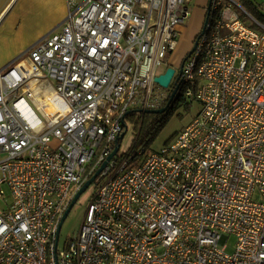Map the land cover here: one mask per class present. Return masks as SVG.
I'll return each instance as SVG.
<instances>
[{"label":"built area","instance_id":"1","mask_svg":"<svg viewBox=\"0 0 264 264\" xmlns=\"http://www.w3.org/2000/svg\"><path fill=\"white\" fill-rule=\"evenodd\" d=\"M190 2L67 0L59 28L0 69V264H264V25L209 0L164 89ZM175 88L200 102L193 120L159 151L118 154L127 117ZM117 147L60 248L66 210Z\"/></svg>","mask_w":264,"mask_h":264},{"label":"rangeland","instance_id":"2","mask_svg":"<svg viewBox=\"0 0 264 264\" xmlns=\"http://www.w3.org/2000/svg\"><path fill=\"white\" fill-rule=\"evenodd\" d=\"M208 2L209 0H191L189 4L190 14L187 20L179 26V30L181 31L179 45L174 50V52L169 54L166 58L168 65L173 66L178 71L182 66V60H184L186 58V55L194 48L193 46H195L197 37L200 35V33H202L204 29V19L206 18V6L208 5ZM259 4L264 8V5H262V3ZM240 5L242 6L241 3ZM233 6L234 10L242 12L240 6ZM247 9L248 8H245V12H247V14L243 13L242 15L243 19L252 22L250 18L255 17L251 14L253 13L252 10L249 9L248 12ZM168 65H161L158 68V73L166 71ZM163 88L166 89L165 87ZM200 109V102L194 100L191 96L184 94L179 98H176L171 106L164 112H155L154 114V112L139 111L137 112V114L128 116L126 119L127 130L124 133L123 138L119 141L120 147L118 154L128 153L132 149V146L134 144L133 141H135L137 137L143 120H145V126L152 128L149 130V135L145 133L143 134V139H145V142L142 143L143 145L141 146V148H145L146 152L159 151L165 145L170 144L173 139H175L177 133L193 120ZM97 186V181L92 182L81 193L78 200L70 209V212L68 213L61 226L59 236L60 248L64 249L67 241L77 235L78 230L80 229V226L82 224L81 222H83V219L87 212L86 209H88L90 201L97 191ZM235 242L236 237L234 235H230L226 242L228 252H233L235 250Z\"/></svg>","mask_w":264,"mask_h":264},{"label":"crops","instance_id":"3","mask_svg":"<svg viewBox=\"0 0 264 264\" xmlns=\"http://www.w3.org/2000/svg\"><path fill=\"white\" fill-rule=\"evenodd\" d=\"M67 14V0H0V69L59 28Z\"/></svg>","mask_w":264,"mask_h":264},{"label":"water","instance_id":"4","mask_svg":"<svg viewBox=\"0 0 264 264\" xmlns=\"http://www.w3.org/2000/svg\"><path fill=\"white\" fill-rule=\"evenodd\" d=\"M193 50V49H192ZM191 53V52H190ZM189 53V54H190ZM182 66H183V64H182ZM182 66H181V69H180V71L182 70ZM174 73H175V68L174 67H172V66H170L167 70H166V72L164 73V74H160L159 76H157L156 78H155V80L160 84V85H162V86H164V87H168L169 86V83H170V81H171V79H172V77H173V75H174ZM177 89L178 88H175L174 90H173V92H172V94H171V97H170V99L168 100V102H167V105L165 106V107H162V108H160V109H154V110H152V109H148V110H146V111H148V112H154V114H155V112H164V111H166L167 109H168V106L171 104V102H172V100H173V98H174V96H175V94H176V92H177ZM122 137H123V135H122ZM117 151H118V147L115 149V151L113 152V154H111V155H109V157H108V159L103 163V165L98 169V171L95 173V175L92 177V179H90L88 182H86V184L80 189V191L76 194V196H74V199H73V201L71 202V204H70V206L68 207V209L66 210V212H65V215H64V217H63V219H62V223L64 222V220L66 219V217H67V215H68V213L70 212V209L72 208V206L74 205V203L78 200V198H79V196L81 195V193L94 181V179L97 177V175L102 171V169L104 168V166L106 165V163H107V161L112 157V155H114V154H116L117 153Z\"/></svg>","mask_w":264,"mask_h":264},{"label":"trees","instance_id":"5","mask_svg":"<svg viewBox=\"0 0 264 264\" xmlns=\"http://www.w3.org/2000/svg\"><path fill=\"white\" fill-rule=\"evenodd\" d=\"M241 4H242V6H244L245 8H248L247 10H248V12H249V9H251L252 10V12L253 13H251L257 20H258V22L259 23H261V24H263L264 25V8L259 4V3H257V2H255V1H253V0H238ZM252 27H254V28H257V29H260V26H259V24L258 23H253L252 25H251ZM190 53V52H189ZM188 53V54H189ZM187 54V55H188ZM186 55V56H187ZM180 96H178V97H174L173 98V100H172V102H171V104L174 102V100L176 99V98H179ZM171 104L169 105V107L171 106ZM168 107V108H169ZM144 117V116H143ZM146 124H145V120H143L142 121V123H141V126H140V129H139V132H138V134H137V137H136V139H135V141H133L134 142V144H133V146H132V149L131 150H133V149H136V148H138V147H141L143 144L142 143H144L145 141V139H143V134L145 133V134H150V132H149V130L152 128V127H147V126H145ZM130 150V151H131ZM129 151V152H130ZM128 152V153H129ZM128 153H125V154H128Z\"/></svg>","mask_w":264,"mask_h":264},{"label":"bare ground","instance_id":"6","mask_svg":"<svg viewBox=\"0 0 264 264\" xmlns=\"http://www.w3.org/2000/svg\"><path fill=\"white\" fill-rule=\"evenodd\" d=\"M52 108H53L52 106H49V107H48V109H49L50 111L52 110Z\"/></svg>","mask_w":264,"mask_h":264}]
</instances>
